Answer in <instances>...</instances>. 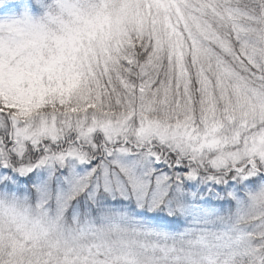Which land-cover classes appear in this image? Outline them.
Listing matches in <instances>:
<instances>
[{"label":"snow or ice","instance_id":"obj_1","mask_svg":"<svg viewBox=\"0 0 264 264\" xmlns=\"http://www.w3.org/2000/svg\"><path fill=\"white\" fill-rule=\"evenodd\" d=\"M0 264H264V0H0Z\"/></svg>","mask_w":264,"mask_h":264}]
</instances>
